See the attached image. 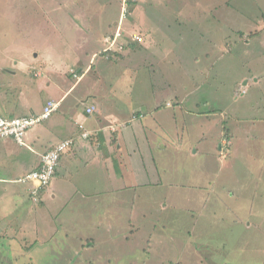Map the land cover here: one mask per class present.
I'll return each instance as SVG.
<instances>
[{"label":"rangeland","instance_id":"obj_1","mask_svg":"<svg viewBox=\"0 0 264 264\" xmlns=\"http://www.w3.org/2000/svg\"><path fill=\"white\" fill-rule=\"evenodd\" d=\"M73 14L76 23L68 20ZM52 23L53 32L43 33V25ZM113 34L111 48L124 53L118 59L105 52ZM136 35L144 46L127 48ZM15 42L35 43L39 51L51 44L73 47L78 65L86 67V61L99 60L100 88L112 93L105 96L109 105L117 92L133 93L126 115L107 132L110 163L123 157L130 171L137 164L149 176L157 164L161 180L175 183L154 195L139 191L140 199L135 192H117L126 195L123 206L134 207L136 219L126 208L109 222L92 208L43 216L41 255L30 257V244L16 255L2 249L0 264H264V0H0V65ZM90 82L74 88L84 90ZM76 91L81 93L69 91L70 103ZM107 103L99 110H107ZM139 105L144 113L160 109L145 118L155 123L153 130L144 128L132 153L121 128L131 134L141 124L135 121ZM107 173L98 172L102 186ZM114 197L107 199L111 213L120 216ZM76 212L79 231H62L61 223ZM135 226L140 230L133 234Z\"/></svg>","mask_w":264,"mask_h":264},{"label":"crops","instance_id":"obj_2","mask_svg":"<svg viewBox=\"0 0 264 264\" xmlns=\"http://www.w3.org/2000/svg\"><path fill=\"white\" fill-rule=\"evenodd\" d=\"M58 11L59 15L64 13L63 9ZM47 15L50 16L49 13ZM73 15H75L73 19L68 17L70 14L65 16L68 17L70 22L74 21L76 23V14ZM62 22L63 19L61 20ZM49 25L55 24L43 25V33L53 32ZM75 33L77 39L78 29ZM12 44L15 47L12 46L13 50L9 54V59L0 65V116L7 119L37 116L52 101L59 102L60 108L49 120L35 126L29 132L24 145H20L12 139H0V251L4 249L6 252H11V255H16L21 247L30 244L26 252L30 257L33 256L34 252H37V254L42 253L38 249L43 245L44 213L45 219L50 220V217L46 218V215L50 216L49 213H55L54 216L56 218L58 215L62 216L65 209L69 210L72 208L75 211L77 208L78 211L80 207L82 209L92 208L94 210L99 209L94 214L100 215L102 213L104 220L109 222L112 218L115 220L121 218V214L126 208L129 215L136 219L135 208L129 209L123 206V203L127 200L126 195H118L117 192H135L138 199H140L139 191L147 190L151 195H154L155 191L158 193L162 187L166 189L167 186L174 187L172 183L175 182L166 181L165 184L161 180L163 174H161L158 166L154 167L155 170L149 172V176L148 169L145 168V170L140 172L137 164H131L134 169L132 168L133 170L130 171L129 161L127 160V162L126 159L122 160L123 157L119 160L114 159L113 163H110L112 157L109 151L112 148L108 146L105 151L104 145L113 144V142L111 134L109 137L107 132H109V127L112 124L121 122L117 121L119 117L126 115L127 109L124 107L127 105L128 96L133 95V93L129 92L123 96L119 91L116 93L118 99L116 95L115 99L116 101L118 100L117 102L122 100L123 102H120L121 105H118L120 103L116 101L109 105L107 103L109 99L105 98V96L109 97L112 93L110 91H102L100 88L99 82L103 81L101 75L104 69L101 66L104 65L97 64L99 60L86 61L88 63L86 67L84 62L83 65H78L81 61L73 52L71 54V51L74 50L72 46L71 50L70 47H65L64 49L61 45L54 47L51 44L50 47L45 46L43 51H39L35 43L26 45L25 43L15 42ZM132 44L135 43L131 42ZM138 45L140 47L144 46V44L140 43ZM130 46L129 49L131 48ZM64 56L68 57L63 58ZM71 62H73V65L68 67L67 65ZM95 66H99L98 70L100 71H96L98 67ZM92 68L94 73L99 72L96 75L97 78H92L94 75V73L91 75ZM68 76L71 77V80L67 79ZM90 77L92 80H89ZM83 81L91 82L84 87V90L81 87L74 88ZM71 89H79L81 93L78 94L76 91V96L70 103L69 99L72 94L70 95L69 91ZM64 90H68L67 93ZM62 94L64 95L62 96ZM122 96L123 99H121ZM64 99L66 100L64 101ZM106 103L107 110H99ZM140 106H136V113L140 111ZM92 107L97 109V116L87 114V109ZM127 123L131 125L134 121ZM154 124L141 122L139 126L135 125L132 127L131 134L129 133L130 131H125V129H128L125 126L121 128L120 138L122 137L124 142L130 143L135 149L132 150V153H135L136 148L139 147V137L146 135L144 128L151 131ZM85 130L89 133L92 132L96 137L79 143L80 138L84 139L82 135ZM113 138L117 140L119 136H113ZM69 139H76V144L74 148L63 156L51 187L45 192L43 190L38 191V194L34 196L33 193L36 191V186L33 182L25 181V178L32 172L41 169L42 157L49 149ZM146 141L147 139L144 140L143 144H146ZM98 145L99 147H97ZM145 149L151 153V149L149 150L147 147ZM141 159L143 158L141 157ZM116 165L117 167L115 168ZM101 170H107L108 172L103 178V186L97 180L99 179L97 177L98 172ZM125 175H130L133 179L123 180L122 178ZM72 189L74 193L71 191ZM112 191H116V193L111 195ZM110 195H115L116 203L118 201L114 209L119 213L121 212L120 216L111 213V205H109L111 204V199L107 200L111 197ZM100 197L103 201L100 200L99 203L92 206V201ZM148 198L147 196L146 199ZM79 199L80 201L78 202ZM134 201L135 199L132 200V203ZM106 202L107 204L105 205L104 203ZM79 204L82 205L79 206ZM77 216L78 212L74 216L71 215L64 219L61 223V230L67 231L68 228H72V230L79 231V228L76 227V222L79 221H76ZM131 217L129 216L130 222ZM137 226L132 227L135 230L132 232L133 234L136 230H140L137 229ZM126 231L121 230V234ZM37 241L39 242L37 243ZM34 245H36V251H33ZM8 252L6 256L9 255ZM23 260L25 261V259ZM7 263L12 264V262ZM33 264L36 263L34 262Z\"/></svg>","mask_w":264,"mask_h":264},{"label":"built area","instance_id":"obj_3","mask_svg":"<svg viewBox=\"0 0 264 264\" xmlns=\"http://www.w3.org/2000/svg\"><path fill=\"white\" fill-rule=\"evenodd\" d=\"M118 37L120 35L118 34ZM114 39H110L107 43L110 45L108 50H112V44L115 41ZM132 41L141 42L142 39L140 36L136 35ZM60 103L56 101L49 102L48 105L44 108L43 112L37 116L33 117H24V118H13L7 119L0 116V139H12L16 143L20 145H24L26 143L27 136L29 132L37 125L42 124L44 121L49 120L55 113L59 111ZM95 108H88L87 113L92 114L95 112ZM82 128V126H81ZM83 138L86 139L88 137V133H84ZM76 144V139H69L59 144L55 145L49 151H47L41 161V169L39 171L32 172L29 174L25 181L33 182L36 186V191H34L33 195L36 196L38 191L49 185L53 176L56 174L58 168L60 167L61 160L63 156L72 148H74Z\"/></svg>","mask_w":264,"mask_h":264},{"label":"trees","instance_id":"obj_4","mask_svg":"<svg viewBox=\"0 0 264 264\" xmlns=\"http://www.w3.org/2000/svg\"><path fill=\"white\" fill-rule=\"evenodd\" d=\"M115 37V35L113 34V38ZM139 43H136V44H132L131 46H130V44L128 45V46H130V47H133V46H138V47H140V45H138ZM127 46V48H129ZM126 48V49H127ZM124 49V48H123ZM106 53H108L109 54V56H110V59H118L121 55H124V53L123 52H121V51H115V50H108V51H105ZM95 108V107H94ZM165 108V107H164ZM96 109V108H95ZM160 108H159V106L158 105H156V106H154L153 108H151L150 110H148V112L147 113H144V111H142L141 109H140V111L139 112H137L136 113V115H137V119L135 120V121H137V120H140V121H142V123L144 122V123H146L145 122V118L147 117V119H148V117H153V114H155V113H157L158 111L157 110H159ZM154 111H156V112H154ZM98 112L96 111V112H93L92 114H91V116H93V115H96ZM88 114V113H87ZM97 116V115H96ZM152 119V118H151ZM134 121V120H133ZM44 122H46V121H44ZM43 122V123H44ZM148 122V121H147ZM88 133V137L86 138V139H88V138H94V137H96V135H94L92 132H88L87 130H85V133ZM50 150V149H49ZM48 150V151H49ZM163 150H166V148H164ZM151 151H152V149H151ZM151 154H152V152H151ZM152 157H153V160H155V157H154V155L152 154ZM156 164V162H154V165ZM156 166H158L157 164H156ZM59 169V168H58ZM160 170V169H159ZM58 171V170H57ZM56 174H57V172H56ZM56 174L53 176V178H52V180H51V182L49 183V185H47V186H45V187H43V188H41L40 190H43V192H45V191H47L50 187H51V184H52V181H53V179L56 177ZM39 190V191H40ZM43 206H44V203H43ZM48 213H49V211H47ZM50 214V216H47L46 215V218L48 217H54L55 218V216H53V214H51V213H49ZM43 216L45 217V213L43 214ZM92 246H95V245H92V244H90V247L89 248H92ZM87 248V247H86Z\"/></svg>","mask_w":264,"mask_h":264},{"label":"clouds","instance_id":"obj_5","mask_svg":"<svg viewBox=\"0 0 264 264\" xmlns=\"http://www.w3.org/2000/svg\"><path fill=\"white\" fill-rule=\"evenodd\" d=\"M130 39H131V36H130ZM127 40H128V39H127V37H126V41H127ZM132 42H133V41H132ZM133 43H134V42H133ZM136 43H137V42H135V44H136ZM107 44H108V43H107ZM129 44L131 45V42H129L128 45H129ZM107 50H108V49H107Z\"/></svg>","mask_w":264,"mask_h":264}]
</instances>
